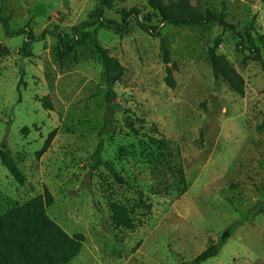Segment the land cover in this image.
<instances>
[{
  "label": "rangeland",
  "instance_id": "374dc122",
  "mask_svg": "<svg viewBox=\"0 0 264 264\" xmlns=\"http://www.w3.org/2000/svg\"><path fill=\"white\" fill-rule=\"evenodd\" d=\"M188 1L232 28L163 25L173 88L164 81L161 39L135 19L123 35L90 28L123 68L106 97L91 45L78 44L59 62L57 40L45 34L69 32L99 0H0L10 32L0 22V149L4 142L25 175L18 184L0 162V214L48 189L46 215L84 236L67 264H264V212L251 219L252 207L264 206V51L247 38L250 25L264 33V0ZM131 7L141 22L161 23L147 0H113L105 16L119 22ZM26 32L39 39L21 49ZM217 36L216 52L243 78L242 94L213 77L207 54ZM99 144L112 173L91 170ZM111 203L132 207L133 230L114 223ZM235 225L216 256L194 263Z\"/></svg>",
  "mask_w": 264,
  "mask_h": 264
},
{
  "label": "trees",
  "instance_id": "16d2710c",
  "mask_svg": "<svg viewBox=\"0 0 264 264\" xmlns=\"http://www.w3.org/2000/svg\"><path fill=\"white\" fill-rule=\"evenodd\" d=\"M112 3L113 0H99L94 9L88 14L87 19L72 26L69 32H64L57 27L45 32V34L49 33L57 40L55 56L59 62L71 55L78 44L89 43L91 45L105 71L106 97H109L115 77L121 73L123 68L118 60L112 57L108 50L98 43L94 30H90V28H105L123 35L133 18L142 31L151 36L159 37L161 39L160 46L163 52V62L166 65L164 81L170 88L175 86V80L172 76L171 68L168 66L170 60L162 39L161 30L163 25L205 26L216 21L223 28H232V25L224 20L222 14L214 13L209 8L203 11L198 10L188 0H175L170 3H167L166 0H147L148 7L161 17V23L154 25L141 22L138 18L140 12L136 7L122 9L119 13V22L107 18L105 10L112 8ZM0 22L5 28L6 34L9 35L10 32L7 28L6 20L0 18ZM25 34L26 39L23 41L21 49L28 48L30 43L38 38L33 36L31 32H26ZM247 38L251 45H255V41L258 40L260 47L264 51V33L260 34L255 27L250 25L247 30ZM220 44L221 37L217 36L208 49V62L211 66L213 77L215 81L225 80L239 94H242L243 78L230 66L224 56L217 54L216 50ZM2 53L3 48L0 43V58ZM261 64L264 66L263 62ZM23 77L24 72L21 70L19 85L24 84ZM39 100L44 109H51V104L47 102L45 97ZM108 101L109 103L111 102L110 99ZM108 123H110V120H107L106 125ZM55 133V130H53L48 134L43 147L36 153L37 156H41L49 149ZM101 151L102 146L99 144L92 154L91 170L104 166L112 173L109 163L102 160ZM0 162L15 182L20 185L25 182V175L4 142L0 149ZM115 180L117 182L120 181L119 178H115ZM52 203V194L48 189L44 188L43 194L23 204H17L12 208L9 207L4 213L0 214V264H67L79 255L84 236L80 233L69 235L46 215L45 209ZM109 208L112 213V219L118 227L126 230H133L136 227L135 216L130 211L132 207L129 209L128 206L121 203H111ZM263 212V205H255L251 210V219L253 220L255 216ZM236 226L227 228L221 233L217 241H210L208 246L194 258V263H200L216 256Z\"/></svg>",
  "mask_w": 264,
  "mask_h": 264
}]
</instances>
